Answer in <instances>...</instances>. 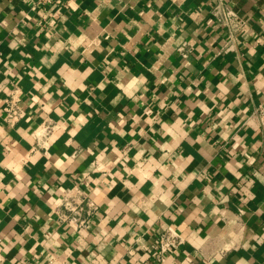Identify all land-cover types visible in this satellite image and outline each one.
Masks as SVG:
<instances>
[{
    "label": "crops",
    "instance_id": "0c3cea01",
    "mask_svg": "<svg viewBox=\"0 0 264 264\" xmlns=\"http://www.w3.org/2000/svg\"><path fill=\"white\" fill-rule=\"evenodd\" d=\"M0 264H264V0H0Z\"/></svg>",
    "mask_w": 264,
    "mask_h": 264
},
{
    "label": "built area",
    "instance_id": "2783aa9c",
    "mask_svg": "<svg viewBox=\"0 0 264 264\" xmlns=\"http://www.w3.org/2000/svg\"><path fill=\"white\" fill-rule=\"evenodd\" d=\"M220 11V9H218ZM222 12L221 22L229 27L231 31H239L246 25V20L239 16L235 10L232 8L226 7ZM5 111V120L9 123H15L20 118L24 117L26 114L25 109L21 105V97L19 93L15 90L7 99L4 107ZM41 132L45 135H50L53 131V126L50 124H42ZM64 201L65 207L70 211V221L77 220L79 223H86L85 219L82 218L85 212L86 205L89 210H94L95 206L92 201L87 200L85 197L79 198L78 196L69 195L65 198ZM172 237L167 236L160 239L161 248L163 251L175 246L180 241V237L177 234H172ZM179 237V238H178ZM166 239V241H165Z\"/></svg>",
    "mask_w": 264,
    "mask_h": 264
}]
</instances>
